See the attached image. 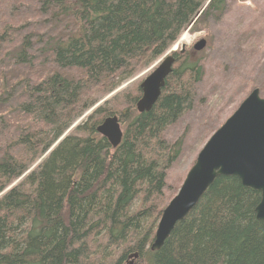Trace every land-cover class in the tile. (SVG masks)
Wrapping results in <instances>:
<instances>
[{
	"label": "trees",
	"instance_id": "obj_1",
	"mask_svg": "<svg viewBox=\"0 0 264 264\" xmlns=\"http://www.w3.org/2000/svg\"><path fill=\"white\" fill-rule=\"evenodd\" d=\"M39 1L57 69L25 81L18 101L0 71V102L14 104L9 118L0 114V264H263L261 193L236 176L217 177L151 250L185 141L168 133L193 108L202 58L172 51L148 112L137 110L143 80L118 91L226 0ZM5 42L0 35V52ZM111 116L124 132L116 148L97 131Z\"/></svg>",
	"mask_w": 264,
	"mask_h": 264
},
{
	"label": "rangeland",
	"instance_id": "obj_2",
	"mask_svg": "<svg viewBox=\"0 0 264 264\" xmlns=\"http://www.w3.org/2000/svg\"><path fill=\"white\" fill-rule=\"evenodd\" d=\"M50 27L39 0H0V35L6 40L0 52V71L7 73L16 101L25 98L22 87L25 81L34 84L57 69L52 52L44 44L49 39L44 34L51 33ZM186 34L189 39L183 41L181 38ZM182 37L167 54L181 50L185 44L192 58H202L204 77L197 85L192 110L168 133L171 140L185 138L180 160L168 171V200L177 194L207 140L251 90L258 88L263 97L264 0H226L223 10L207 17L203 29L190 26ZM202 39L206 40V47L196 51L194 45ZM24 51L28 53L25 60L21 54ZM151 68L137 72L118 91L133 93L131 88L144 80ZM13 105L12 100L6 104L0 102L3 118L13 114Z\"/></svg>",
	"mask_w": 264,
	"mask_h": 264
},
{
	"label": "water",
	"instance_id": "obj_3",
	"mask_svg": "<svg viewBox=\"0 0 264 264\" xmlns=\"http://www.w3.org/2000/svg\"><path fill=\"white\" fill-rule=\"evenodd\" d=\"M205 47L204 39L194 45L196 51ZM184 51L185 44L180 52ZM175 61L172 54L165 56L143 80L140 85L142 96L137 102L138 112H148L156 104ZM97 131L108 139L113 148L122 142L124 133L116 116L106 118ZM219 176H236L244 186L261 193L255 212L264 226V98L258 88L251 90L199 151L177 194L163 210L151 245L152 251L163 246L175 225L192 211ZM137 256L133 255L134 258Z\"/></svg>",
	"mask_w": 264,
	"mask_h": 264
},
{
	"label": "bare ground",
	"instance_id": "obj_4",
	"mask_svg": "<svg viewBox=\"0 0 264 264\" xmlns=\"http://www.w3.org/2000/svg\"><path fill=\"white\" fill-rule=\"evenodd\" d=\"M183 41H187L188 39H189V35L188 34H186V35H184L182 38H181ZM182 41V42H183ZM176 56V55H175ZM111 117H114V116H111ZM117 117V116H116ZM118 118V117H117ZM118 121H119V119H118ZM120 123V122H119ZM121 125V124H120ZM122 128V127H121Z\"/></svg>",
	"mask_w": 264,
	"mask_h": 264
}]
</instances>
